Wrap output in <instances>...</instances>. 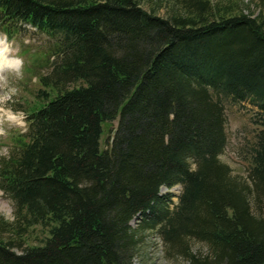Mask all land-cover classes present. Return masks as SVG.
Wrapping results in <instances>:
<instances>
[{
	"label": "trees",
	"instance_id": "1",
	"mask_svg": "<svg viewBox=\"0 0 264 264\" xmlns=\"http://www.w3.org/2000/svg\"><path fill=\"white\" fill-rule=\"evenodd\" d=\"M181 3L164 18L135 0H0V24L53 39L45 102L0 163L23 229L49 235L0 240V264H133L145 229L187 264H264V0L257 16ZM226 104L250 105L259 127L244 177L220 159ZM176 185L177 202L160 192Z\"/></svg>",
	"mask_w": 264,
	"mask_h": 264
},
{
	"label": "rangeland",
	"instance_id": "2",
	"mask_svg": "<svg viewBox=\"0 0 264 264\" xmlns=\"http://www.w3.org/2000/svg\"><path fill=\"white\" fill-rule=\"evenodd\" d=\"M140 6L158 16L169 18L175 14L187 13L182 6L184 0H135ZM215 8V16L231 15L239 12L257 16L260 7L256 0H210ZM9 30V33L4 31ZM0 36L8 43L9 57L17 64L0 69V163L14 151L23 141L26 131L25 116L31 110L41 106L45 98L41 95L39 77L50 71L53 61V39L45 33L29 26L18 23L0 24ZM1 39V38H0ZM11 51V52H10ZM12 57V58H11ZM245 108L226 104L227 145L220 155L232 173L241 177L246 176L249 168L247 151L259 127L252 123L251 112ZM117 119L102 124L100 148H107L110 138L117 126ZM181 186L176 185L168 190L160 188L161 193L173 194L172 201L177 200ZM138 219H133L131 225L139 228ZM49 235L48 228L34 225L23 229L16 216L12 202L0 191V240L13 241L20 246H35L43 243ZM141 241L138 244L133 264H187L180 256L168 254L166 246L156 230L145 229L140 232ZM194 252H204L202 243L189 241ZM19 250V248L17 249Z\"/></svg>",
	"mask_w": 264,
	"mask_h": 264
},
{
	"label": "bare ground",
	"instance_id": "3",
	"mask_svg": "<svg viewBox=\"0 0 264 264\" xmlns=\"http://www.w3.org/2000/svg\"><path fill=\"white\" fill-rule=\"evenodd\" d=\"M0 69L5 68L7 66H15L17 61L15 59H10L9 50H8V42L0 36ZM11 52V51H10ZM12 58V57H11Z\"/></svg>",
	"mask_w": 264,
	"mask_h": 264
}]
</instances>
